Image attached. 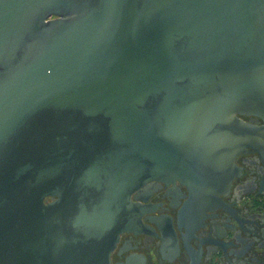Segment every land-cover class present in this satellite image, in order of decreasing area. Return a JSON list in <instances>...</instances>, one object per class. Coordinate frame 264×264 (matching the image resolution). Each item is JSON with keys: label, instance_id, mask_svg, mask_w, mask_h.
<instances>
[{"label": "water", "instance_id": "95a60500", "mask_svg": "<svg viewBox=\"0 0 264 264\" xmlns=\"http://www.w3.org/2000/svg\"><path fill=\"white\" fill-rule=\"evenodd\" d=\"M247 117L264 0H0V264H111L161 183L220 206Z\"/></svg>", "mask_w": 264, "mask_h": 264}, {"label": "flooded vegetation", "instance_id": "af4514ba", "mask_svg": "<svg viewBox=\"0 0 264 264\" xmlns=\"http://www.w3.org/2000/svg\"><path fill=\"white\" fill-rule=\"evenodd\" d=\"M236 165L239 175L218 207L198 205L179 182L148 189L140 201L145 229L121 235L111 264H264V146Z\"/></svg>", "mask_w": 264, "mask_h": 264}]
</instances>
